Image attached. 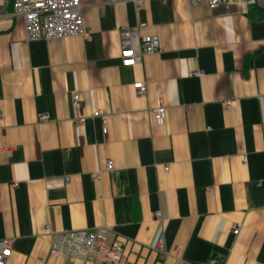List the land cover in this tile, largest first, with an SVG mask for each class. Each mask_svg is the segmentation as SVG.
<instances>
[{
    "label": "crops",
    "instance_id": "obj_1",
    "mask_svg": "<svg viewBox=\"0 0 264 264\" xmlns=\"http://www.w3.org/2000/svg\"><path fill=\"white\" fill-rule=\"evenodd\" d=\"M253 1L243 12L211 11L208 0H80L84 35L47 44L26 42L11 0H0L6 264H95L53 255L47 225L108 228L121 264H264V0ZM137 26L160 50L131 64L120 32ZM160 234L164 256L152 251Z\"/></svg>",
    "mask_w": 264,
    "mask_h": 264
},
{
    "label": "built area",
    "instance_id": "obj_2",
    "mask_svg": "<svg viewBox=\"0 0 264 264\" xmlns=\"http://www.w3.org/2000/svg\"><path fill=\"white\" fill-rule=\"evenodd\" d=\"M134 4L136 8L141 7L138 2ZM252 4H254L253 0H208V8L211 11L218 7H225L238 8L246 12ZM11 7L12 16L21 18L23 21L26 42L42 41L49 44L54 40L84 35L80 0H11ZM2 16L0 10V17ZM140 29L142 26L120 32V48L124 62L140 64L145 56L153 55L160 50L159 40L153 36H140ZM196 75L201 76L198 73ZM132 89L137 97H143L146 94L144 82L133 84ZM72 103L74 107H79V96H73ZM164 111V107H158L150 110V114L155 121H160ZM94 116L102 119V133L106 135L105 117L100 112ZM3 151L6 149L0 150V152ZM112 170V163L106 162L105 171ZM92 178L97 179V175ZM68 181V178L64 180L65 183ZM155 217L160 220L159 213H155ZM239 229V225L234 226L233 234L237 235ZM44 235L52 237L50 252L56 256L69 257L81 263L92 261L95 264H121L123 259L122 244L109 237L108 228L53 233L47 225L44 227ZM11 245L12 240H0V264H6L11 254ZM152 251L157 255H166L167 248L162 234L157 237ZM179 263L180 261L175 259L174 264ZM207 264H217V260L212 258Z\"/></svg>",
    "mask_w": 264,
    "mask_h": 264
},
{
    "label": "trees",
    "instance_id": "obj_3",
    "mask_svg": "<svg viewBox=\"0 0 264 264\" xmlns=\"http://www.w3.org/2000/svg\"><path fill=\"white\" fill-rule=\"evenodd\" d=\"M259 15L263 17L264 16V11L263 12L262 11L259 12Z\"/></svg>",
    "mask_w": 264,
    "mask_h": 264
}]
</instances>
